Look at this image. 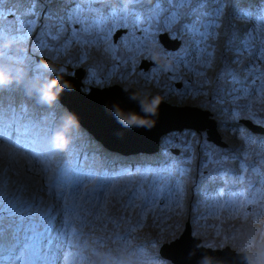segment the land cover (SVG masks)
Returning a JSON list of instances; mask_svg holds the SVG:
<instances>
[{
	"label": "rangeland",
	"instance_id": "obj_1",
	"mask_svg": "<svg viewBox=\"0 0 264 264\" xmlns=\"http://www.w3.org/2000/svg\"><path fill=\"white\" fill-rule=\"evenodd\" d=\"M240 1L136 0L125 11L124 0H0V27L20 41L12 54L28 74L22 86L0 91V114L32 125L25 137L0 120L1 166L13 162L8 179L0 177V264H23L19 254L34 253L28 229L36 218L46 229L42 217L49 212L42 211L52 202L59 208L48 218L58 228L43 253L54 264H172L160 247L180 240L188 224L204 245H230L248 252L251 264H264V0ZM165 33L182 40L177 50H164ZM37 56L65 64L75 78L84 75L82 90L116 82L214 111L229 153L209 141L210 126L167 131L162 154L130 157L121 162L126 170L108 171L99 144L115 142L82 127L67 152L54 153L49 137L67 107L43 106L29 94L33 77L46 75ZM156 60L157 68L150 64ZM180 80L184 91H174ZM240 117L257 121L245 131ZM174 148L183 156L165 166Z\"/></svg>",
	"mask_w": 264,
	"mask_h": 264
},
{
	"label": "clouds",
	"instance_id": "obj_2",
	"mask_svg": "<svg viewBox=\"0 0 264 264\" xmlns=\"http://www.w3.org/2000/svg\"><path fill=\"white\" fill-rule=\"evenodd\" d=\"M135 3H136V0H124V10L130 11L132 6ZM159 41H160V37H159ZM19 43L20 41L17 39V37L12 34L4 32L2 35H0V61H2V63H0V91H7L8 89L13 88L14 86H22L24 84L25 79L27 78L28 74L25 70L23 59L19 57L18 55L12 54V50L14 48H17ZM153 58L154 59L158 58V54L154 53ZM157 61L158 60L152 61L153 67L155 66L157 68L158 66L156 65H158V63H161V61H158V62ZM39 68L46 75H44L43 77H33V80L35 82L33 83L31 91L29 93V94H34V98L36 99L37 103L43 106L49 107V108H53L56 105L60 104L61 95L65 91H68V92L75 91V87L70 82V80L65 79V77L74 78L75 72H70L68 68L66 67H58L54 63H47V62L41 63L39 65ZM178 83H181L182 85L178 86ZM186 83H187L186 81H182V80L176 81L174 91H184L185 89L184 84ZM243 83H247V80L244 81ZM124 91L127 94V89H124ZM128 99L132 102H135L138 105L139 110H140L139 112L132 111V110H125L119 103H113L110 105H106V110L110 111L113 118L123 128H145L147 130H151L156 124V120L154 118L158 116L161 105L165 102L164 97L159 94L153 95L151 93H132V94H128ZM212 113H213L212 115H215L213 118L216 120L218 124L219 121L217 119L216 113L214 111H212ZM0 120L4 122L10 121L11 125L14 126V120L17 121V118L15 117L5 118L4 116L0 114ZM251 120H256V119L255 117H240L238 119V121H240V127L244 129L245 131L248 130L246 127L247 125L246 123H248ZM29 126L30 128L32 127L31 124H29ZM81 127L84 130L89 131L86 127L80 124L79 118L76 116L75 113L71 112L67 108H64V114L60 118V122L57 124L55 130L52 132L51 136L49 137L48 143L51 147V150L56 154H63L67 152L72 147L73 143L75 142V140L78 138L79 134L81 133ZM26 136H29V135H26ZM254 136L256 137L257 135H254ZM262 137H264V134L260 136V138ZM21 139L22 141L25 140V138H21ZM95 139L100 142L98 138H95ZM209 141L212 142L214 145H216L219 149L225 150V153H229V151H226V150L230 146L226 140L223 142L220 141L217 143L212 140H209ZM101 144H99L100 150L101 152L105 153L104 161L106 162V168L108 166L117 165L120 167V169H118L117 171L126 170V164L128 163H121V162L124 160H129L130 157L144 155L145 157L154 159L153 157H150L151 156L150 154L158 153V152L162 154L160 147L152 149V148L140 146L139 149H134V148L121 146V144H124V143L119 144V143L108 142L106 144L104 143H101ZM110 145H112L113 147ZM159 146H161V140H160ZM180 150H184V149L174 148L171 150V153H172L171 155L179 156V158L174 159V158H171L170 157L171 155H170L169 158L166 159L168 161H167V165L165 166H169L170 165L169 162L171 161L175 162L178 160L180 162V158L183 156L179 154ZM13 152H14L13 149L8 148L5 151V154L7 156H11L13 155ZM129 154L130 156H128ZM159 167H164V166H159ZM4 169L6 170L13 169V162L7 161L2 165V169L0 170V176H2ZM183 172H182L183 174H181L183 176H177V182L181 184L186 183V182L179 181L178 177L186 178L185 174H187L189 171L184 170ZM208 179H209V176H208ZM57 180L59 181L63 180L64 182L67 181L63 173H59L57 175ZM72 187L74 188V186ZM50 210L52 209H47V212H49V214H51ZM48 219L49 220H47V223L51 220V225L47 224L46 229L41 232V236L45 242H49L54 239V230L58 228V224L52 225L54 221L50 218ZM29 229H28V232H29ZM192 233H193V227H192ZM28 240H29V235H28ZM226 246H230V245H226ZM226 246L217 247V248L222 249V248H225ZM201 247L207 248V247H210V245H196L195 249L189 252V259L195 258ZM31 262L32 261L30 259V263ZM23 264L25 263L23 262ZM50 264H54V263L51 261ZM197 264H214V258L209 255H200V258L197 260Z\"/></svg>",
	"mask_w": 264,
	"mask_h": 264
},
{
	"label": "water",
	"instance_id": "obj_3",
	"mask_svg": "<svg viewBox=\"0 0 264 264\" xmlns=\"http://www.w3.org/2000/svg\"><path fill=\"white\" fill-rule=\"evenodd\" d=\"M160 41L165 48L172 50H177L182 42L181 40H173L168 33L161 34ZM37 59L42 63L47 62L56 64L53 59L46 56H37ZM143 62L141 67L147 69L148 65L144 66ZM150 64L152 63L150 62ZM83 76L84 75H76L78 78H70L78 83V85L75 86V90L77 91H65L61 95L62 100L60 101L67 107V109L76 114L79 118L80 124L99 138L111 140L112 142L119 144L129 143L130 145L136 141H140L141 147L154 149L158 147L160 144V138L167 131L172 129L183 130L185 127H189V129L192 130H198L210 126L211 129L209 130V133L211 134V137L216 142H220L217 122L213 116H211L213 114L211 110L202 109L192 105L180 106L179 104L169 103L166 100L161 105L158 116L154 118L156 124L151 130L145 128H123L113 118L110 111L106 110V105L119 103L125 110L139 112L138 105L128 99V94L140 93V91L135 88L127 89L121 84H113L110 86L93 85L90 87V90H82L83 86L81 87V85L83 84ZM181 85V83H178V86ZM124 89H127V94ZM209 120H211L213 124H210ZM187 229L189 230L188 233L186 232L180 240L170 245L165 243L160 248L161 256L168 259L173 264H195L193 259H189V252L193 251L196 245H203L202 239L193 235L190 224L187 225ZM186 241L189 242V245L180 246ZM180 251L184 252L181 253ZM213 252L218 253L214 254ZM200 255H209L213 257L215 264H230L228 262L232 258L236 260V264H249L250 260L247 253L239 252L231 246H226L222 249L201 247L196 258H200Z\"/></svg>",
	"mask_w": 264,
	"mask_h": 264
},
{
	"label": "bare ground",
	"instance_id": "obj_4",
	"mask_svg": "<svg viewBox=\"0 0 264 264\" xmlns=\"http://www.w3.org/2000/svg\"><path fill=\"white\" fill-rule=\"evenodd\" d=\"M149 141V140H148ZM140 144H141V142L140 141H136L135 143H133L132 145H130V148H133V146L134 145H137V146H140ZM158 147H159V145H158ZM21 160L22 159H20L19 158V161L21 162ZM24 160H25V164H26V162H28L29 161V159L27 158V157H25L24 158ZM1 164H2V161H0V166H1ZM22 165H23V163H21ZM2 169V166L0 167V170ZM21 177L24 179V178H26V173H25V171L22 169L21 170ZM81 194H82V192H81ZM182 245H188L187 244V241L185 242V243H182L180 246H182ZM179 246V247H180ZM182 252H184V251H182ZM181 252V253H182ZM214 253V252H213ZM215 253H218V252H215ZM224 255H226V254H224ZM199 258H193V261L195 262V264H197V260H198ZM228 263H230V264H236V260L234 259V258H232V259H230V261L228 262Z\"/></svg>",
	"mask_w": 264,
	"mask_h": 264
},
{
	"label": "flooded vegetation",
	"instance_id": "obj_5",
	"mask_svg": "<svg viewBox=\"0 0 264 264\" xmlns=\"http://www.w3.org/2000/svg\"><path fill=\"white\" fill-rule=\"evenodd\" d=\"M164 50H165V48H164ZM166 51V50H165ZM150 62V61H149ZM159 64L160 63H158V65H156V66H159ZM58 67H61V63H59V62H57V64H56ZM63 67H66L65 66V64H63ZM78 68H80V67H76V68H73V69H78ZM81 69H85V68H81ZM69 71H70V69H68ZM79 70V69H78ZM86 70V69H85ZM70 72H72V71H70ZM85 83V82H84ZM86 84V83H85ZM113 84H119V83H111V84H103V85H99L98 84V86H110V85H113ZM88 85V84H87ZM123 86V85H122ZM125 87V86H124ZM130 87H133V88H135L134 86H130ZM130 87H128V88H130ZM151 94H155V93H151Z\"/></svg>",
	"mask_w": 264,
	"mask_h": 264
},
{
	"label": "snow or ice",
	"instance_id": "obj_6",
	"mask_svg": "<svg viewBox=\"0 0 264 264\" xmlns=\"http://www.w3.org/2000/svg\"><path fill=\"white\" fill-rule=\"evenodd\" d=\"M176 2H178V3H191L192 0H176ZM198 2L204 3V2H206V0H198ZM4 32H5V29L0 27V35H2Z\"/></svg>",
	"mask_w": 264,
	"mask_h": 264
},
{
	"label": "trees",
	"instance_id": "obj_7",
	"mask_svg": "<svg viewBox=\"0 0 264 264\" xmlns=\"http://www.w3.org/2000/svg\"><path fill=\"white\" fill-rule=\"evenodd\" d=\"M235 1V3L238 5V4H241L242 2L240 1V0H234ZM244 25V24H243ZM218 79H219V77H218ZM218 81V80H217ZM218 121H219V119H218ZM202 239V238H201ZM203 244V243H202ZM204 245V244H203Z\"/></svg>",
	"mask_w": 264,
	"mask_h": 264
}]
</instances>
